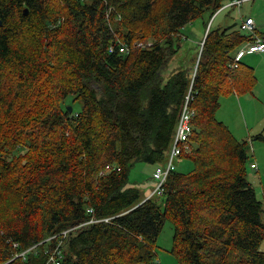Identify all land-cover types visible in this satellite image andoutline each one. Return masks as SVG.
<instances>
[{
	"label": "trees",
	"instance_id": "1",
	"mask_svg": "<svg viewBox=\"0 0 264 264\" xmlns=\"http://www.w3.org/2000/svg\"><path fill=\"white\" fill-rule=\"evenodd\" d=\"M225 4L0 0V264H48L61 234L91 219L110 222L70 232L62 264H160L168 222L179 264H264V187L261 201L248 142L216 115L222 96L257 83L252 67L234 66L254 39L243 18L213 27ZM206 12L195 67L167 77L184 27ZM194 73V131L180 156L194 169L145 200L152 192L142 196L131 170L163 166Z\"/></svg>",
	"mask_w": 264,
	"mask_h": 264
},
{
	"label": "rangeland",
	"instance_id": "2",
	"mask_svg": "<svg viewBox=\"0 0 264 264\" xmlns=\"http://www.w3.org/2000/svg\"><path fill=\"white\" fill-rule=\"evenodd\" d=\"M225 1V6L215 15L213 27H226L236 22L239 23L241 18L251 16L256 20L259 30L264 32V0H242L243 4L235 6L230 4L232 0ZM209 19L210 12H206L203 18L199 17L184 27L179 39L181 40L182 48L174 57V60L170 62L165 73L167 77L179 65H193L194 62L195 64L197 63L198 54L202 48L200 40L206 34V24ZM195 55L197 56L196 60L194 58ZM182 61L184 62L182 63ZM240 63L253 68L257 77L256 86L251 92L240 94L234 92L222 96L216 115L220 121L228 126L238 141L248 142L250 156L247 167L248 180L255 190L256 197L262 201L264 187V141L261 139L253 141V138L260 133L264 134V62L260 58L245 55L240 58ZM72 101V98L68 97L67 103H71ZM68 105L70 106V104ZM80 106L81 103L77 102L75 107L78 108ZM167 156L162 163L163 166L167 162ZM255 160L261 161L263 164L260 172L251 168V163ZM175 163L177 171L183 174H188L194 169L193 162L189 159L177 158ZM155 166V164L137 163L131 170L130 180L135 183V186L141 191L143 197L154 191L152 190V186L153 184L155 185L153 181ZM172 246L173 226L168 222L156 246L157 257L161 259L160 264H179L176 257L171 254ZM261 250L264 251V242L261 245ZM156 262L157 258L154 264H158Z\"/></svg>",
	"mask_w": 264,
	"mask_h": 264
},
{
	"label": "built area",
	"instance_id": "3",
	"mask_svg": "<svg viewBox=\"0 0 264 264\" xmlns=\"http://www.w3.org/2000/svg\"><path fill=\"white\" fill-rule=\"evenodd\" d=\"M242 0H233L231 1V5L241 4ZM258 26L256 24V21L252 17L243 18L241 23V29L245 32H247L249 35H254V39L250 40L249 42H246L244 45L241 46L239 49L237 56H236V62L234 66H238V62L241 57H243L247 53H264V36L257 34ZM203 45L204 42H201ZM126 45H122L120 50L125 51ZM195 80V73L192 75V79L190 82V86L188 89V92L185 96L183 105L181 107V111L179 114L178 122L176 125V131L174 133L173 142L170 147L167 162L164 166H161L155 170L153 173L154 180L157 181V187L155 190L145 199L148 200L149 198L156 196V195H163L165 191V184L168 180V178L171 176L173 172L177 170V165L175 163L177 158H180L183 152V144L187 142L190 139V136L192 135L194 131L193 126V117L195 116V109H193L191 105L192 101V90ZM253 169H258L257 163H254L251 165ZM111 169V167H109ZM144 200V201H145ZM100 222L109 223L110 219L106 220H97V219H91L89 222L84 223L82 225L75 226L69 230L64 231L61 236L63 238V241L66 240L69 237L70 232L76 231L78 229L84 228L86 226H89L91 224H97ZM63 241H61L58 245L55 251L52 252V255L50 256L48 264H62L63 261Z\"/></svg>",
	"mask_w": 264,
	"mask_h": 264
},
{
	"label": "crops",
	"instance_id": "4",
	"mask_svg": "<svg viewBox=\"0 0 264 264\" xmlns=\"http://www.w3.org/2000/svg\"><path fill=\"white\" fill-rule=\"evenodd\" d=\"M241 4H243V2L241 3ZM236 5H238V4H236ZM240 5V4H239ZM235 6V5H234ZM251 17V16H250ZM241 20V19H240ZM256 21V20H255ZM239 23H240V21H239ZM239 23H238V25H239ZM245 55H250V56H252L253 58H260L261 60H263V62H264V53H258V52H253V53H247V54H245ZM244 55V56H245ZM239 97V96H238ZM261 134V133H260ZM254 163H257V165H258V169L259 170H261V168L263 167V164H262V162L260 161V162H258V161H254V162H252L251 163V165L252 164H254ZM146 196V195H145ZM148 196H146V198H147Z\"/></svg>",
	"mask_w": 264,
	"mask_h": 264
},
{
	"label": "water",
	"instance_id": "5",
	"mask_svg": "<svg viewBox=\"0 0 264 264\" xmlns=\"http://www.w3.org/2000/svg\"><path fill=\"white\" fill-rule=\"evenodd\" d=\"M28 10L26 9L25 10V13L27 12ZM69 109H70V111H72V106H69Z\"/></svg>",
	"mask_w": 264,
	"mask_h": 264
}]
</instances>
